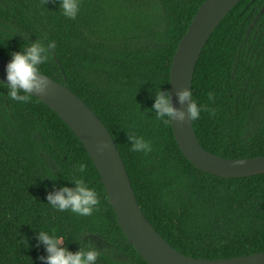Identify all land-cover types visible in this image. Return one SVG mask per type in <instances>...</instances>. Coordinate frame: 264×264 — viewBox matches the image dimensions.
Instances as JSON below:
<instances>
[{"label": "trees", "instance_id": "16d2710c", "mask_svg": "<svg viewBox=\"0 0 264 264\" xmlns=\"http://www.w3.org/2000/svg\"><path fill=\"white\" fill-rule=\"evenodd\" d=\"M204 1L80 0L77 17L68 19L58 0H0V56L55 41L41 73L108 128L146 219L178 252L217 260L264 252V174L225 179L196 168L171 122L151 111L155 92L169 93L174 54ZM7 91L0 85V264H43L40 230L62 236L73 253L96 247V264H149L119 227L71 129L35 97L17 102ZM192 97L205 106L192 121L204 150L224 159L264 156V0H242L220 22L201 52ZM130 135L152 151H131ZM81 163L85 172L76 173ZM75 177L97 192L90 216L47 204L49 193L73 188Z\"/></svg>", "mask_w": 264, "mask_h": 264}, {"label": "water", "instance_id": "95a60500", "mask_svg": "<svg viewBox=\"0 0 264 264\" xmlns=\"http://www.w3.org/2000/svg\"><path fill=\"white\" fill-rule=\"evenodd\" d=\"M242 0H205L193 17L173 57L169 79L172 107L184 112L182 123L172 120L175 140L183 155L198 169L225 179H241L264 174V156L224 159L204 150L194 125L188 119V101H178L177 93L192 92L197 63L204 47L220 22ZM10 60L0 56V83L7 84L5 68ZM41 75L48 86L33 93L71 129L93 161L116 215L118 225L136 251L149 264H264V252L227 259L188 257L174 249L151 225L141 210L121 153L108 128L90 107L65 85ZM103 144L102 151L97 145Z\"/></svg>", "mask_w": 264, "mask_h": 264}, {"label": "clouds", "instance_id": "9594fccd", "mask_svg": "<svg viewBox=\"0 0 264 264\" xmlns=\"http://www.w3.org/2000/svg\"><path fill=\"white\" fill-rule=\"evenodd\" d=\"M58 4V10L68 19H75L80 11V0H58ZM55 48V41H49L45 45L37 40L24 46L21 51L10 54L11 59L5 68L7 84L0 83V85L7 87V95L11 100L25 102L33 93L42 94L46 90L48 83L41 75L39 66L51 58L50 53ZM177 96L182 104L188 101L189 121L199 119L205 106L193 99L192 92L180 91ZM208 99H213L212 93H208ZM151 111L155 113V118L165 125L172 123L173 119L182 123L185 118L184 112L172 107L170 95L166 90L158 89L155 92ZM128 139L131 151L144 154L152 151L151 143L142 137L130 135ZM103 147V144H98L97 151H102ZM75 171L84 173L85 165L79 164ZM70 182L74 184L73 188L61 187L58 191L49 193L46 197L47 204L61 212L70 211L78 216L92 215L99 203L95 188L89 187L81 177H75ZM37 241L38 244L44 245L47 253L46 256L39 258L43 264H96L100 255L99 250L94 246H85L75 253L70 252L63 246L62 236L50 235L43 230L38 232Z\"/></svg>", "mask_w": 264, "mask_h": 264}]
</instances>
